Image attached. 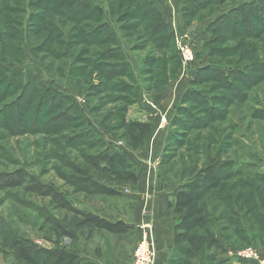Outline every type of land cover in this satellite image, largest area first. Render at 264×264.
Instances as JSON below:
<instances>
[{
  "label": "trees",
  "instance_id": "obj_1",
  "mask_svg": "<svg viewBox=\"0 0 264 264\" xmlns=\"http://www.w3.org/2000/svg\"><path fill=\"white\" fill-rule=\"evenodd\" d=\"M23 1L24 16L20 28H13L4 35L7 38H19L20 43L5 45L0 39V91L5 86L0 94L1 97H12V101L0 108L1 128L4 129L5 127L6 131L11 133H21L26 130L28 125L22 123L24 122L22 111L30 109L36 97L40 96L43 102L49 105V111L66 105L59 115L50 117L45 125L55 127L54 123L57 122L59 127L67 126L71 123V118L76 115L78 122L81 123V129L74 133L72 139L75 141L79 139L84 144L88 142L91 150H84L80 161H72L67 155L64 157V164L55 170L57 178L61 181L60 185L48 182L42 178L41 174L24 170L21 167L10 171H0V187L16 188L21 186L27 193L48 199L47 204L42 206L39 211L41 220L37 221L36 224L39 231H44L43 237L46 240L52 241V235H54L77 243L79 230L88 225L91 226L88 230V238H91L95 231L109 234L128 233L134 227L124 219L123 212L113 211L117 217L112 218L103 211L98 213L91 209L85 210L75 205L66 195L64 189H68L72 194L98 196L107 200H128L122 191V186L127 184L131 189H134L137 183V174L132 162L122 151L113 149L114 146L110 147L104 136H111L112 134L100 121L93 116L94 125H91L84 115L81 116L83 113L78 115L80 108H78L76 100L50 84L40 71L25 66L21 67L22 64L16 67V65L6 62L7 58L24 54L25 50H28L31 55L34 53V44L30 41L28 25L33 23L32 20L39 19V15H35L38 11H30V9L35 8L36 10H52L54 15L66 19L56 21L52 18L48 23L46 39L48 43L57 46L54 48V53L57 54L58 50H63L62 56H65L70 54L69 49L73 43L79 41L83 45L82 48L73 47L69 65L73 62L79 71H84L90 67L109 79L126 71H131V63L126 53L123 52L120 42V38L123 40L125 36H128V33L124 35L119 31V37L111 24L107 22L109 16L118 25L121 19L120 5L117 6L118 10L114 12L113 2L108 4L107 0H104L105 7L98 0ZM129 1L135 10L133 18L156 22L157 25L155 26L145 27V31L150 37L156 38L161 32L164 33V36L161 37L164 40L169 43L174 40V33L158 0ZM177 1L184 27H186L189 18L209 0ZM115 14L117 15L115 16ZM125 16H128V13H125ZM207 20L209 21L208 25L193 46L196 59L202 57V44L205 40L207 43L213 44L226 35L247 37L250 42L244 47L241 46L242 50L239 57L228 61L226 65L222 66L223 63L212 65L211 60H208L207 63L195 69L193 78L189 81L187 89L182 94L180 102L176 105L168 122L158 166L168 161L170 155L167 151L168 147L184 144V139L180 141L171 128L179 126V129L185 128L188 131L194 128L193 124H185L178 119V116L185 111L182 107L184 102L195 98L196 101H200L203 109L210 114L208 120L214 122L215 127H219L221 124L223 115L210 106L215 102V97L212 99L211 95L208 94V89H195V85L211 80L225 89L226 93L216 101L226 108L225 115L234 105L246 101L250 95H255L251 94L256 91L253 90V86L264 77V0H241L239 3L220 7V10L212 14L211 18ZM83 21L89 23L82 24L81 26L84 27L80 28L78 25ZM69 23L73 25H69ZM256 25L260 27L257 29ZM123 26V24L119 25V29H122ZM101 35L103 37H99ZM95 43L103 47L92 49L91 45ZM58 47L60 49L57 50ZM261 49L263 53L259 54ZM210 53L208 52V58ZM235 54L233 51L230 53L221 51L219 57L222 60V58L233 57ZM175 56L177 64H180L181 56L178 52ZM22 58L24 59L23 56ZM33 58L42 65L38 59L34 56ZM243 59L245 61H242ZM231 64L233 66H229ZM45 68L44 66L43 72L47 73ZM73 71L75 70L73 69ZM182 71L181 69L172 80L166 83L158 96L155 97V102L162 97L171 82L176 80ZM237 82H240L243 87H239ZM138 88L140 87L136 84L134 90ZM135 92L133 99H129L123 108L122 120L123 135L129 140L127 146L132 149L143 146L154 127L151 120L125 118L130 105L141 103L143 93ZM252 102L256 106L259 104L260 107L250 108L251 118L264 120V102H261L256 96L252 98ZM39 112H36L37 114L31 120L30 124L33 127L41 125L42 114ZM257 166L255 164L250 167L247 164L246 168L238 167L234 160L224 158V153L220 149L219 152L216 151L207 157L206 162L201 167L195 164L189 177L177 182L175 191L166 194L167 205L172 212L173 235L172 247L164 264H236L227 257L219 258L209 252L212 246L219 245L220 236L226 237L227 243L230 244L229 239L232 240L233 236L237 238L236 240L240 239L246 243L249 241V235L242 222L243 217L239 216L243 211V204L237 201L239 197H234L231 191L235 186L249 187L252 185L248 177H255L264 181V171H260ZM158 176L162 181H166L161 171H158ZM224 185L228 186L227 192ZM261 195L262 200L260 201H264V194ZM247 196L252 199L251 196ZM250 204V214L256 218L258 226L264 232V209L260 207V202L256 199L251 200ZM29 205L35 206L30 203ZM19 215L20 220L25 222L23 214ZM9 244L14 250L15 261L18 264H95L87 258L86 254L83 255L62 243L54 242V246L47 247L38 245L28 237L12 233L9 234ZM0 250L3 249L0 248ZM94 251L98 255L102 254L99 248ZM241 264L254 263L243 259Z\"/></svg>",
  "mask_w": 264,
  "mask_h": 264
},
{
  "label": "rangeland",
  "instance_id": "obj_2",
  "mask_svg": "<svg viewBox=\"0 0 264 264\" xmlns=\"http://www.w3.org/2000/svg\"><path fill=\"white\" fill-rule=\"evenodd\" d=\"M98 1L105 7L106 3L104 0ZM107 1L108 4L111 1L113 2L114 12L118 10L117 6L120 5L119 13L121 14V19L119 22L117 21L118 25L109 16L107 22L111 24L118 36L119 31L124 35L128 33V36H125L123 39L124 41L120 38V42L123 52L126 53L131 63V71H126L109 79L104 77V75H100L99 72H95L90 67L84 71H79L75 68L76 66L73 62L69 65L73 47L82 48L83 45L79 41L73 43V46L69 49L70 54L65 56H62L63 50H58L60 49L59 47L57 48V54L54 53V48L57 46L48 43L46 39L48 35V23L52 18L56 21H64L66 19L62 16L54 15L52 10H36L35 8L30 9V11H38L35 15H39V19L32 20L33 23L28 25V29L30 30V41L34 44V53L32 55L43 66L34 60L28 50H25L24 54L18 53L20 56L17 55L13 58L6 57V62L14 66L16 65V67L22 64L21 67L25 66L26 68L40 71L42 76L50 84L63 93L70 95L72 99H75L78 108H80L78 115L83 113L81 116L83 117L84 115L85 119L91 125H94L92 119L94 116L113 135V137L112 135L104 136L110 147L114 146L112 147L113 149L122 151L131 160L137 161L138 157L143 161L142 156L145 155L146 157L147 154L148 157L146 159L150 160V151L153 149L155 155L154 145L165 133L168 120L171 118V112L169 115L164 112L159 115V111L163 109L160 108L158 110L154 101L166 83L172 80L181 69H187L188 67V70L191 68L196 69L198 66L207 63L208 60H211L210 63L212 65H218L219 63H223L222 66L226 65L228 61L239 57L242 50L241 46L244 47L248 44L250 39L247 37L240 38L225 35L221 40L213 44L207 43L205 40L202 44V57L196 59L194 56L193 60L187 64L182 63V61L180 64H177L175 55L177 52L180 55L179 45L187 44L193 50L194 54V43L199 40L201 33L208 25L206 22L208 21L207 19H210L212 14L219 11L220 7L239 3L241 0H209L189 18V23L186 27H184L183 22L184 30L182 34L177 33L176 29L170 24L174 33V40L171 43L161 38L164 36V33L159 32L156 38H152L147 34L145 27L155 26L157 25L155 24L156 22L154 20L133 18L135 10L129 0ZM23 5V0H0V35L2 36L0 39L5 45L8 43H20L19 38H7L4 35L8 34L13 28H20L24 16ZM125 13H128V16H125ZM106 14L108 15L107 12ZM115 16L113 17L115 18ZM88 23V21H83L78 26L81 28L84 27L81 26L82 24ZM121 24L124 26L122 29H119V25ZM69 25L73 24L69 23ZM255 27L258 29L260 26L256 25ZM103 35L99 37H103ZM244 41L247 42L242 43ZM101 47L103 46L96 45V43L91 45L92 49ZM221 51L225 53L233 51L236 54L227 59L222 58V61L219 57ZM208 52H211L209 58ZM261 53H263L262 49L259 54ZM242 61H245V59ZM44 66L46 67L45 71L47 73L43 72ZM229 66H233V64ZM195 69H193L194 72ZM237 83H239V87H243L241 85L243 83L242 81L241 83ZM134 84H138L140 88L134 90ZM171 84L166 89L167 95L171 90ZM253 87V90L256 91L251 94L255 95L249 94L250 96L246 101L234 105L224 115L226 108L216 103V101L226 93L225 89L211 80L195 85V89H208V94L211 95L212 99L215 97V102L210 106L223 115L220 126L215 127L214 122L208 120L210 114L203 109L199 103L200 101H196L194 98L184 102L182 107L185 111L183 112L187 113L184 114L182 112L178 116V119L185 124H193L194 128L188 131L185 128L179 129V126L172 127V132L177 134L176 136L180 141L184 139V144L176 147H168L167 151H169L170 155L168 161L163 165L158 166L159 160L156 165L153 161H150V164L145 162V173L153 177L156 175V170L157 175L158 171H161L166 178V181H164L166 190H175L178 185L177 182H181L191 175L193 172L191 169L195 164L201 167L206 162L207 157L216 151L219 152L220 149L224 153V158L234 160L238 167L246 168L247 164L250 167L256 164L260 171H264V120L251 118L249 114L250 108L260 107L259 104L257 106L253 104L252 98L256 96L261 102H264V77L257 81ZM242 89L244 90L245 88ZM135 91H138V93L142 92L141 98L149 101V105L147 104L145 109L140 103L138 105H130L126 111L125 118H142L140 116L141 113H147L145 120H151L153 124L157 123V131L159 133L149 140L150 144L153 143V145L148 144L149 147L147 150L144 149L136 152L127 146L129 140L123 135L124 127L122 126L123 108L129 99H133V94L136 93ZM10 101H12V97H1L0 94V108ZM65 106L64 104L54 111H49V105L43 102L40 96H38L30 109L22 111L24 117V122L22 123L23 125L24 123L28 125L26 130L21 133H11L10 131L7 132L5 127L2 129L0 125V171H10L22 167L24 170L41 174L42 178L48 182L60 185L61 181L57 178L55 170L64 164V157L67 155L72 161H80L82 159V152L84 150H91L88 142L84 144L79 139L77 141L72 139L74 133L81 129V123L78 122L79 120L76 115L71 116L72 121L67 126L59 127L57 122L54 123L55 121L53 122L55 127L45 125L50 117L59 115ZM38 111H40L39 114H42L40 120L41 125L33 127L30 123ZM110 137L111 140H108L107 138ZM248 179L252 185H249V187L235 186L231 192L234 197H239L237 201L243 204L244 212L242 211L239 216L244 218H242V222L249 235V241L246 243L240 239L236 240L237 238L233 236L231 238L233 241L229 239L231 241L230 244L227 243L226 237L220 236L219 245L212 246L209 252L219 258L227 257L236 264H241L243 260L238 254L248 249H252L259 255L264 256V232L258 226L256 218L250 214V202L253 199L260 202V207L264 209V201H260L262 200L261 194H264V181L255 177H248ZM224 187L227 192L228 186L224 185ZM64 190L75 205L85 210L91 209L98 213H102L101 211H103L104 213H108L112 218L117 217L113 211L119 210L118 212H123L122 216L124 218L130 211V203L126 199L107 200L106 198L102 199L98 196L91 197L82 194H72L66 188ZM122 191L126 194L133 190L125 184L122 186ZM247 195L251 196L252 199ZM47 201V198L25 192L21 186L16 188L0 187V243H2L0 244V248L3 249L0 250V264H18L15 261L14 250L9 244V234L12 233L28 237L38 245L47 247L54 246V242L62 243L73 250L81 252L83 255L86 254L87 258L95 264H110L109 262H105L104 259L107 258L108 252L106 250L111 243V237L108 233L95 231L91 238H88V230L91 228L89 225L79 230L77 243H73L67 238H59L54 235H52V241L46 240L43 237L45 235L44 231H39L36 224L37 221L41 220L39 211L42 206L47 204ZM29 203L35 206H30ZM19 214H23L25 222L20 220ZM143 215H149V213L144 211ZM150 223L147 220L139 225L140 234L138 239L142 232L141 227L144 225L151 227ZM151 230L153 232V228ZM96 248L102 251L101 255L95 253L94 250ZM254 262L257 264L256 261Z\"/></svg>",
  "mask_w": 264,
  "mask_h": 264
},
{
  "label": "crops",
  "instance_id": "obj_3",
  "mask_svg": "<svg viewBox=\"0 0 264 264\" xmlns=\"http://www.w3.org/2000/svg\"><path fill=\"white\" fill-rule=\"evenodd\" d=\"M158 3L160 4L163 14L169 21V23L174 27V29H176L177 33L182 34L184 27L178 1L158 0ZM206 22L208 23L209 21ZM188 68H184L181 75L176 80H174V82H172L169 94L167 95L165 91L162 97L157 102H155L158 110H160V108L163 109L162 111H159V115L163 112L169 115L171 112L172 117L176 105L180 102L182 94L189 85V81L193 78V69L195 68H191L190 70H188ZM147 104L149 105V101L142 99L140 105L144 109L146 108ZM146 114L147 113L142 112L140 115L142 118L133 117L132 119L145 120ZM165 133L161 136L160 140L154 145L155 155L153 153V149H151L149 156L150 160L146 159L148 157V154L146 155V157L145 155L142 156L143 161L141 160V158L138 157L137 161H135L131 160L124 153L125 156L134 165L137 174V183L134 189H132L133 191H131L130 193H126V196L128 197L129 203H131V205L128 215L124 218L128 223L133 225L134 228L125 234L108 233L112 240L107 250V258L104 259L105 262H109L110 264H129L134 246L140 234L139 225L143 221L147 220L151 222L150 224L153 228L155 238V264H164L167 260L170 249L172 247L173 219L171 209L168 208L167 205L166 194L172 193L175 190H166L164 185L165 182L159 178V176L157 175V170L156 175L153 177L151 175H148L144 171L146 163L150 164V161H153V163H155L156 165L157 161L159 160V156L163 147ZM156 134H159L157 131V123L154 124L153 130L147 137L146 142L143 146H140L137 149H130L134 152L144 149L147 150L149 147L148 144H150L149 140L155 137ZM107 139L111 140V137ZM150 145H153V143ZM152 156H154L153 159H151ZM144 211H147L149 215H143Z\"/></svg>",
  "mask_w": 264,
  "mask_h": 264
},
{
  "label": "built area",
  "instance_id": "obj_4",
  "mask_svg": "<svg viewBox=\"0 0 264 264\" xmlns=\"http://www.w3.org/2000/svg\"><path fill=\"white\" fill-rule=\"evenodd\" d=\"M179 51L182 63L187 64L193 60V50L187 44H180ZM141 228L142 232L135 244L129 264H155L156 244L154 233L149 225H144ZM238 256L246 261L253 263L256 261L257 264H264V256L259 255L252 249L242 251Z\"/></svg>",
  "mask_w": 264,
  "mask_h": 264
}]
</instances>
